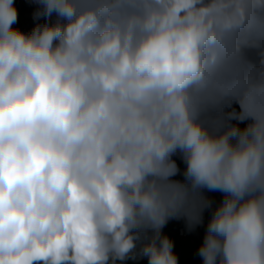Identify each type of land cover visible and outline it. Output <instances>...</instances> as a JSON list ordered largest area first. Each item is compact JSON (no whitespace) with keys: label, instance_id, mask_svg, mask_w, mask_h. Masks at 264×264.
Masks as SVG:
<instances>
[{"label":"clouds","instance_id":"9594fccd","mask_svg":"<svg viewBox=\"0 0 264 264\" xmlns=\"http://www.w3.org/2000/svg\"><path fill=\"white\" fill-rule=\"evenodd\" d=\"M34 2L0 0V264H179L189 185L203 264H264V0Z\"/></svg>","mask_w":264,"mask_h":264},{"label":"trees","instance_id":"16d2710c","mask_svg":"<svg viewBox=\"0 0 264 264\" xmlns=\"http://www.w3.org/2000/svg\"><path fill=\"white\" fill-rule=\"evenodd\" d=\"M15 6L18 11V21L14 25L15 28L20 29L24 33H30L33 28L37 24H44V23H54L55 22V15L51 18V20H45V18L40 19H34L33 14L28 15L26 17H23V14L25 12V6L27 4L37 6L38 9L40 8V5L34 2V0H14ZM245 55L248 59L252 60L257 65L259 64L260 57L258 56L256 50L253 49H245ZM232 108H235L236 111H239V105L233 102ZM232 108L225 107L223 111L229 112L232 110ZM221 113L210 110L206 113V115L203 117L206 121L211 123L213 120H215L217 117H219ZM232 123H236V121H232ZM247 121L244 123H241L239 126L243 128ZM172 159L176 161V164L179 168V173L173 177H171L172 180L181 181L182 183H188L184 178V170L186 168V164L181 158V154L177 152L175 155L172 156ZM223 200V193L219 191H209L206 188L202 189H196L192 190L191 186L189 185V198L186 201L191 205V211L198 210L203 207L204 202L203 201H210V207H205L202 210V220L203 222L199 225H196L195 227L191 228L190 233L191 237L193 238V241L196 243V246L194 249L189 247V244L191 240H184L177 236V234L172 231L173 229L177 228V222L178 219L176 217L170 218L166 224H170L172 226L171 229L162 231L163 235H167L174 244L173 252L177 255L179 264H203L202 258L198 255V249L203 243V238L206 232L207 224L211 218L212 212L215 210V208L221 203ZM183 225H188V220L182 223ZM147 237H150L152 235L151 231H149L147 234ZM190 237V239H191ZM143 242H146V240L138 241L137 242V258L135 260L133 259H127L123 262L117 261V264H148L147 257H141L139 256V248Z\"/></svg>","mask_w":264,"mask_h":264},{"label":"rangeland","instance_id":"374dc122","mask_svg":"<svg viewBox=\"0 0 264 264\" xmlns=\"http://www.w3.org/2000/svg\"><path fill=\"white\" fill-rule=\"evenodd\" d=\"M38 10V7L37 6H33V5H30V4H27L26 6H25V12H24V14H23V17H26V16H28V15H31V14H33L34 12H36ZM206 113L207 112H205L203 115H202V119H203V117L206 115ZM185 210H187L188 212H190L191 211V205L189 204V203H187V202H185ZM177 219H178V222H177V226H179V225H182V223L183 222H185V221H187L188 220V218H187V216H185V215H179V216H177L176 217ZM172 228V226L170 225V224H166L164 227H163V229H162V231H166V230H169V229H171ZM175 229H173L172 231H174ZM191 242H190V244H189V247L190 248H192V249H194L195 248V246H196V243L193 241V238L191 237Z\"/></svg>","mask_w":264,"mask_h":264},{"label":"built area","instance_id":"2783aa9c","mask_svg":"<svg viewBox=\"0 0 264 264\" xmlns=\"http://www.w3.org/2000/svg\"><path fill=\"white\" fill-rule=\"evenodd\" d=\"M198 212H199L198 210L190 211V213H192V214H196ZM174 232L177 234V236L179 238L184 239V240H190L191 233H190V229H189L188 226L183 225V224L182 225H179L174 230Z\"/></svg>","mask_w":264,"mask_h":264}]
</instances>
